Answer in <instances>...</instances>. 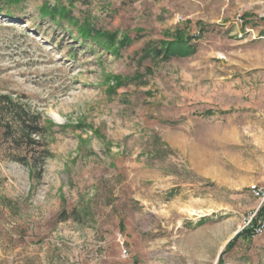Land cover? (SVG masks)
Segmentation results:
<instances>
[{
	"label": "rangeland",
	"instance_id": "obj_1",
	"mask_svg": "<svg viewBox=\"0 0 264 264\" xmlns=\"http://www.w3.org/2000/svg\"><path fill=\"white\" fill-rule=\"evenodd\" d=\"M9 10L0 264H218L264 206V0ZM246 238L221 264H264Z\"/></svg>",
	"mask_w": 264,
	"mask_h": 264
},
{
	"label": "trees",
	"instance_id": "obj_2",
	"mask_svg": "<svg viewBox=\"0 0 264 264\" xmlns=\"http://www.w3.org/2000/svg\"><path fill=\"white\" fill-rule=\"evenodd\" d=\"M23 0H0V4L3 3V7L0 6V15L4 16H10L13 17L12 12L9 10V7L11 6H18ZM46 8V6L44 7ZM45 13V12H44ZM176 45V46H175ZM194 44H190V40H180L178 43L173 44V46H170L168 44H163L161 48L159 49L160 52L158 54H167L170 56H178V57H185L190 55L191 53H194ZM178 46V47H177ZM164 47V49L162 48ZM36 134V132H34ZM264 217V206L260 208L257 214V218L254 219L251 223V226H256L258 223V220ZM252 229L251 228H244L240 232H238L226 245L224 251L219 256L218 264H221L222 262V256L229 251L231 246L235 243V241L240 237H247L246 239L252 238Z\"/></svg>",
	"mask_w": 264,
	"mask_h": 264
},
{
	"label": "built area",
	"instance_id": "obj_3",
	"mask_svg": "<svg viewBox=\"0 0 264 264\" xmlns=\"http://www.w3.org/2000/svg\"><path fill=\"white\" fill-rule=\"evenodd\" d=\"M251 191L254 193V195L260 196V191L256 187L251 188ZM244 228L252 229V237L261 234L264 230V217L258 220L256 226H251V222H249Z\"/></svg>",
	"mask_w": 264,
	"mask_h": 264
}]
</instances>
